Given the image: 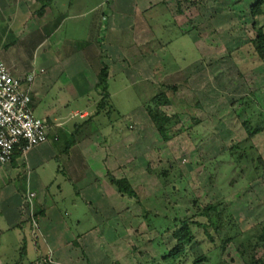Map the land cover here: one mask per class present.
<instances>
[{"label":"rangeland","instance_id":"374dc122","mask_svg":"<svg viewBox=\"0 0 264 264\" xmlns=\"http://www.w3.org/2000/svg\"><path fill=\"white\" fill-rule=\"evenodd\" d=\"M251 4L252 0H170L168 7L158 4L146 14L152 37L147 39L148 47L143 50L152 54L132 66L136 84L122 71L116 73L111 81L113 98L101 102L106 111L112 112L104 111L102 116L87 123L92 131L101 132L107 145L115 144L116 177L127 178L139 196L123 194L121 223L103 229L86 201L77 197L76 192L71 194L73 187L69 181L63 185V193L58 191L59 182L65 179L62 172L51 187L58 194L56 201L72 232L77 237L88 234L90 238L94 235L101 238L99 245L84 247L85 258L79 257L84 262L86 259L89 264H154L151 258L161 253L157 244L164 242L170 249L177 244L174 229L155 241L159 225L169 224L180 214L192 215L196 198L203 205L223 201L226 214L231 215L241 231H249L264 222V131L251 137L243 124L252 111L256 117L264 113V62L256 55L252 42L256 33ZM258 18L264 26V16ZM61 35L57 57L60 62L61 59L63 63L70 62L66 54L73 44L69 41L67 24ZM123 42L129 45L133 38L129 35ZM139 42L146 43L144 39ZM118 45L125 54L122 45ZM163 91L169 95L171 104L162 109L180 120L176 122L173 118L167 124L168 140L159 133L146 110V102ZM59 94L57 84L50 88L43 104H57ZM245 97L254 101L255 108H245L242 103ZM88 104L86 99L72 102L70 109L62 112L70 118L68 127L72 131L54 144L56 154L61 148L72 147L79 138L75 123L81 118L72 117L71 109ZM130 114L136 117H129ZM109 122L117 126L114 140L113 133L108 131ZM43 147L41 144L37 150ZM73 157L76 158L75 151ZM53 164L52 169L59 168L55 159ZM164 166H170V171L179 178L170 183L177 190L174 193L164 189L159 177ZM89 168L100 170L102 166L92 160ZM47 174L46 178L52 176L49 169ZM26 176L24 173L23 178ZM102 187L104 191L100 190L106 194L107 184L103 183ZM74 200L78 201L77 206L73 205ZM214 217L217 227H224ZM152 221L155 227L158 225L157 229L150 225ZM6 228L0 215V243L5 244L0 246V264H35L38 251L30 245V236L25 244V238L20 239L17 230ZM213 233L216 243L209 240L203 228L199 229L202 243L193 242L190 246V262L207 252L209 260L201 264H246L235 242L228 244L224 252L215 249L221 244L218 233ZM34 235L39 237L40 232L34 230ZM40 242L39 252L47 254L39 264L74 262L62 261L56 254L49 258L42 238ZM25 254L29 262L24 261ZM46 258H49L47 263Z\"/></svg>","mask_w":264,"mask_h":264},{"label":"crops","instance_id":"0c3cea01","mask_svg":"<svg viewBox=\"0 0 264 264\" xmlns=\"http://www.w3.org/2000/svg\"><path fill=\"white\" fill-rule=\"evenodd\" d=\"M169 2L0 0V58L15 77L23 80V87L32 96L33 111L35 114L40 113L43 116L41 119L49 126V137L42 143L43 148L37 150L36 146L10 164L0 162V215L7 224V231L17 230L20 239L25 238V244L28 243L27 236H30V245L36 253L38 251L33 260L35 264L42 263L47 254L39 252L42 245L40 238L48 248L49 258L56 254L62 261L73 260L70 264H83L84 261L79 257L85 256L84 247L90 244L95 247L101 242V238L96 235L90 238L88 234H80L77 237L68 226L56 201L58 194L53 193L51 188L59 172L65 175V179L59 182L58 191L63 193V185L69 181L73 187L71 194L76 192L77 197L86 201L103 229L115 228L116 224L121 223L123 194L110 180V174L116 176L115 170L118 168L115 144L107 145L101 132L92 131L87 123L105 113L106 106L101 102L113 98L111 81L116 73L122 71L128 80H134L136 84L132 66L152 54L144 51L148 47L147 39L152 37V27L148 25L150 22L146 14L158 4L164 3L168 7ZM66 24L69 41L73 46L69 45L70 50L66 54L70 62L63 63L57 54L62 42L61 32ZM129 35L133 42L125 45L123 40ZM108 39L109 43L106 41ZM141 39L146 43H140ZM118 43L122 45L125 54L120 52ZM162 48L165 49V46ZM106 67L109 70L108 96L99 90V76ZM29 76L34 77L33 81H28ZM57 84L61 98H57V104L52 102L51 105H44L50 88ZM94 94L99 97L95 99ZM85 99L89 101L88 106L71 109L72 117L80 115L81 118V121L75 123L79 138L72 147L65 150L61 148L59 154H56L54 144L66 132L72 131L68 127L70 118L62 112L70 109L72 102ZM135 115L130 114L129 117L134 118ZM107 125L114 140L117 126L114 122ZM74 151L76 158L73 157ZM54 159L58 169L51 168ZM92 160L99 161L102 168H89ZM48 169L52 176L46 178ZM24 173L27 175L25 179ZM103 183L108 186L106 194L101 191ZM29 193H36L32 204L28 201ZM73 205L77 206L78 201L74 200ZM34 230L40 232L39 237L34 235ZM95 237L97 239H93ZM4 245L0 243V246ZM59 250L61 253H58ZM24 256V261L29 262L28 255ZM86 256L90 258L89 254ZM49 258H46V263ZM84 263L89 264V261L85 259ZM52 264H56V261Z\"/></svg>","mask_w":264,"mask_h":264},{"label":"trees","instance_id":"16d2710c","mask_svg":"<svg viewBox=\"0 0 264 264\" xmlns=\"http://www.w3.org/2000/svg\"><path fill=\"white\" fill-rule=\"evenodd\" d=\"M250 10L254 20L253 30L256 33V37L252 42L256 55L264 62V26L260 25L258 18L264 16V0H252ZM99 80L101 92H104V95L106 94L108 96L109 70L107 67L100 73ZM242 103L248 110L250 108H255L254 101L248 97L243 98ZM170 104L171 100L165 91L156 94L146 102V110L165 140L169 139V129L166 126L170 120L174 118L176 122L180 121L177 115L171 117L162 109L163 106ZM243 124L251 137L262 133L264 131V113H260L256 117L255 112L252 111ZM179 175L181 178L182 173L180 172ZM175 176L176 175L170 171V166H164L159 171V177L162 179L164 189H170L172 193L177 191L173 185H170L171 182H176L179 179ZM110 180L117 186L120 193L135 198L139 196L138 191L127 178H117L110 174ZM223 204V201H219L217 203L203 205L199 203V199L196 198L193 200V205H195L196 209L192 215L187 214L183 216L180 214L175 216L174 221L169 224L163 227L159 225V236L155 241L162 239L161 236L174 229L173 235L177 240V244L172 249L168 248L164 242L157 244V246L160 247L161 258H159L160 256L153 257L151 258V262L154 264H201L207 262L209 260L207 252L201 257L192 260V262H190L188 258L190 256L189 249L192 243H202L200 242L201 236L199 234V229L203 228L204 234L210 238L209 240L211 242H217L213 232L215 231L218 233L221 245H216L215 249L220 248L221 251L224 252L228 244L235 242L246 264H264V222L261 226L253 227L249 231H241L236 226L231 215L228 216V214H226L227 209ZM147 213L149 212L147 211ZM214 215L223 223L224 227H217V221ZM199 218H206V221H202ZM153 223L152 221L150 225L153 229H157L156 227L158 225L155 227ZM48 264L51 263L48 262Z\"/></svg>","mask_w":264,"mask_h":264},{"label":"built area","instance_id":"2783aa9c","mask_svg":"<svg viewBox=\"0 0 264 264\" xmlns=\"http://www.w3.org/2000/svg\"><path fill=\"white\" fill-rule=\"evenodd\" d=\"M34 77L29 76L28 81ZM49 126L32 108L30 91L0 58V162L12 163L18 156L48 140ZM36 193H29L32 204Z\"/></svg>","mask_w":264,"mask_h":264}]
</instances>
